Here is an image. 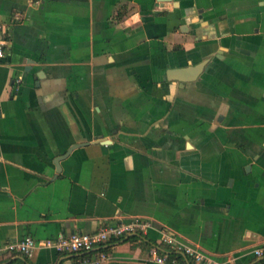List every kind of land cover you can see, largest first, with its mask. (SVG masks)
<instances>
[{
    "label": "crops",
    "instance_id": "obj_1",
    "mask_svg": "<svg viewBox=\"0 0 264 264\" xmlns=\"http://www.w3.org/2000/svg\"><path fill=\"white\" fill-rule=\"evenodd\" d=\"M0 26V264H88L3 247L137 218L98 264H197L163 233L264 264V0H0Z\"/></svg>",
    "mask_w": 264,
    "mask_h": 264
},
{
    "label": "built area",
    "instance_id": "obj_2",
    "mask_svg": "<svg viewBox=\"0 0 264 264\" xmlns=\"http://www.w3.org/2000/svg\"><path fill=\"white\" fill-rule=\"evenodd\" d=\"M0 26V60L5 56L6 42L1 38ZM153 226L150 219H134L130 222L119 224H105L94 232L76 231L71 234L60 233L56 237L36 239L33 236H25L22 239L7 243L3 250L10 253L32 255L37 248H52L59 252L95 253L96 256H86L88 264H98L109 258V253L104 246L114 240L124 238L135 233L146 234ZM161 243L179 250L195 260L197 264H214L213 260L196 248L181 245L177 239L167 233H163ZM261 255L262 251L257 250ZM151 254L158 264H170L167 254L159 253L157 245L151 248Z\"/></svg>",
    "mask_w": 264,
    "mask_h": 264
},
{
    "label": "water",
    "instance_id": "obj_3",
    "mask_svg": "<svg viewBox=\"0 0 264 264\" xmlns=\"http://www.w3.org/2000/svg\"><path fill=\"white\" fill-rule=\"evenodd\" d=\"M159 1H170V0H159ZM207 62L208 61L206 59L203 62L196 65H191L185 68L172 69L169 71L168 77L172 80H179L182 82L197 80L199 75L204 70ZM86 144L87 143H77L73 145L65 154L57 157V159L55 160L57 164V172L60 173L62 171L61 162L64 159H66L74 149L85 146Z\"/></svg>",
    "mask_w": 264,
    "mask_h": 264
}]
</instances>
